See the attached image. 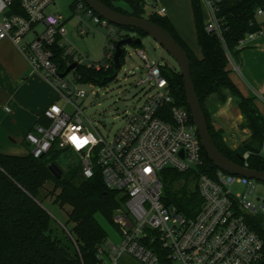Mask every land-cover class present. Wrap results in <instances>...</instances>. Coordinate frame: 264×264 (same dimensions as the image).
<instances>
[{
  "label": "built area",
  "instance_id": "1",
  "mask_svg": "<svg viewBox=\"0 0 264 264\" xmlns=\"http://www.w3.org/2000/svg\"><path fill=\"white\" fill-rule=\"evenodd\" d=\"M55 1L0 0V43L12 42L32 71L65 101L63 106L54 103L46 108L27 133L29 153L41 159L52 150L70 151L78 157L85 178H92L99 169L107 188L126 197L124 208L115 215L120 242L107 240L100 247L97 256L101 263L121 264V259L129 256L141 264H262L264 241L249 221L258 216L264 220V195L258 191L257 181L218 169L214 177L203 175L198 181L203 205L197 216L189 218L166 205L164 171L186 173L202 163L203 145L191 113L176 105L162 67L150 63L139 50L147 69L146 79L139 84L150 83V89L114 138L106 140L77 105L86 92L80 89L75 70L79 66L109 70L115 65L116 27L85 4L76 5L87 21L79 30L81 35L98 26L108 29L111 39L103 47L102 60L89 62L69 46L61 16L48 12ZM199 1L208 16L206 31L221 41L232 60L224 38V19L219 14L222 5L235 0ZM158 15L165 16L166 9L161 8ZM263 15L264 10H259L257 18ZM79 19L83 22L82 15ZM262 34V29L248 33L237 49ZM55 48L64 49L68 68L73 64L77 68L67 74V70L61 71ZM69 107H73L72 112ZM73 132L90 137L80 151L69 142ZM260 156L264 160V145ZM250 157L251 152L244 153L243 167L248 168ZM237 187L242 190L235 191Z\"/></svg>",
  "mask_w": 264,
  "mask_h": 264
},
{
  "label": "trees",
  "instance_id": "2",
  "mask_svg": "<svg viewBox=\"0 0 264 264\" xmlns=\"http://www.w3.org/2000/svg\"><path fill=\"white\" fill-rule=\"evenodd\" d=\"M101 1L119 13L145 18L146 0ZM80 3L86 5L84 0H76L73 7ZM191 3L197 40L202 51L201 58L183 40L168 17L155 14L146 19L166 29L188 54L196 92L220 152L234 163L244 166L242 157L249 151L251 157L248 168L264 171V160L260 156L264 145V117L255 99L245 97L232 81L228 53L221 41L206 31L200 1L191 0ZM121 4L127 5L128 9ZM259 10H264V0H235L222 5L219 16L224 19V38L233 58L240 51L237 49L240 40L248 33L261 31L257 18ZM121 30L118 41L128 38L142 40L148 36L129 27H121ZM130 33L139 37H131ZM131 45L140 50L143 42L141 45ZM55 49L56 61L60 64L61 71L65 72L68 66L63 60L64 49ZM123 52L117 69L115 65L109 70L100 71L79 66L75 70L79 83L108 85L116 78L124 63V47ZM165 68H162L163 75L172 89L176 105L190 112L180 70L170 69L168 66ZM228 96L237 101L244 116L242 127L251 131L250 139L236 150L228 148L220 133L214 130L207 108L210 100L224 103ZM73 154L70 151L52 150L45 157L35 159L30 153L17 156L0 152V264H102L97 255L109 234L97 216H102L118 231L115 215L124 208L126 197L107 188L99 169L89 179L82 176L80 162L64 171L59 165L60 159ZM54 164L63 172L61 179L55 178L50 171V166ZM217 171L218 168L209 159L204 148L202 163L197 169L186 173L164 171L165 204L174 206L178 212L189 218H194L203 205L198 181L203 175L214 177ZM49 186L52 188H48ZM46 202L66 214L64 229H61L63 235L54 229L57 221L46 209ZM249 221L264 241V220L258 216L250 218Z\"/></svg>",
  "mask_w": 264,
  "mask_h": 264
},
{
  "label": "rangeland",
  "instance_id": "3",
  "mask_svg": "<svg viewBox=\"0 0 264 264\" xmlns=\"http://www.w3.org/2000/svg\"><path fill=\"white\" fill-rule=\"evenodd\" d=\"M76 0H56L48 8V12L59 14L63 20L64 28L67 29L69 46L73 47L79 54L86 57L89 62H99L102 60V50L106 43L110 42L109 31L106 28L95 26L92 31L81 35L79 30L85 27L86 16L78 13L73 3ZM128 9V6L121 4ZM161 8H165L167 16H173L181 35L187 40L190 48L201 58L202 51L198 44L196 24L193 16L191 0H146L145 18L158 14ZM203 20L207 22L208 16L205 8L202 6ZM82 15L83 22L79 19ZM264 19V15L260 17ZM117 38L120 39L121 27L116 26ZM131 37H139L130 33ZM108 37V40H107ZM143 46L140 51L145 52L147 59L153 65L161 66L163 69L167 64L170 69H179L178 63L161 47L155 40L149 36L142 38ZM125 59L116 78L106 86L81 84L80 89L86 92V97L78 101L77 105L84 112L86 117L91 120L94 126L99 130L106 140H112L119 129L123 126L126 116L135 112L145 101L150 89V83L140 85L141 80L146 79V63L140 58L139 49L131 44L124 46ZM166 69V68H165ZM76 101V99H74ZM64 100L59 99L58 104L63 106ZM73 111V107L67 109ZM21 154H27L24 149ZM79 163L76 155H66L61 158L59 165L64 171L75 167ZM82 176L85 178L84 174ZM48 188H52L49 186ZM258 191L264 195V184L257 182ZM242 188H235V191H241ZM46 209L56 219L54 229L60 235L61 229H64L66 214H63L56 206L50 202L45 203ZM100 224L109 234L108 241L113 244H119L120 236L117 229L110 223L97 216ZM121 264H141L137 260L124 256Z\"/></svg>",
  "mask_w": 264,
  "mask_h": 264
},
{
  "label": "crops",
  "instance_id": "4",
  "mask_svg": "<svg viewBox=\"0 0 264 264\" xmlns=\"http://www.w3.org/2000/svg\"><path fill=\"white\" fill-rule=\"evenodd\" d=\"M181 35L173 16H167ZM263 34L250 41L230 60V77L240 92L253 97L264 117V19L258 18ZM188 43V42H187ZM189 45V44H188ZM60 99L58 92L39 74L9 40L0 43V152L26 156V135L39 121L42 112ZM207 108L211 124L224 144L236 150L251 137L243 128L244 116L237 101L228 96L224 103L210 100ZM27 154H21L23 150Z\"/></svg>",
  "mask_w": 264,
  "mask_h": 264
},
{
  "label": "water",
  "instance_id": "5",
  "mask_svg": "<svg viewBox=\"0 0 264 264\" xmlns=\"http://www.w3.org/2000/svg\"><path fill=\"white\" fill-rule=\"evenodd\" d=\"M84 1L90 9L97 13L101 18L107 20L109 23L119 27H129L142 31L165 49V51L179 65V70L184 80L187 104L189 106L196 130L198 131V134L200 136L203 148L205 149V152L209 159L218 169L223 170L228 174L241 176L250 180H256L257 182L264 183V171H256L240 166L224 156L217 148L209 129L207 117L196 92L191 73L190 58L186 51L182 48V46L175 40V38L166 29L155 24L149 19L137 18L134 16L119 13L106 6L101 0ZM132 43H134L135 45H141L142 40H134L133 38H128L118 41L116 46V53L114 55V63L116 69L120 66V60L124 54L123 47ZM167 66L168 65L166 64L165 67ZM76 68L77 64L71 65L67 69L65 74ZM50 171L55 178H62L63 172L57 165H51ZM262 264H264V261Z\"/></svg>",
  "mask_w": 264,
  "mask_h": 264
},
{
  "label": "clouds",
  "instance_id": "6",
  "mask_svg": "<svg viewBox=\"0 0 264 264\" xmlns=\"http://www.w3.org/2000/svg\"><path fill=\"white\" fill-rule=\"evenodd\" d=\"M56 111H59V109H54ZM89 136L80 137L76 135L75 132L71 136L68 137L69 142L72 144L73 148L76 151H80L85 145L89 143Z\"/></svg>",
  "mask_w": 264,
  "mask_h": 264
},
{
  "label": "snow or ice",
  "instance_id": "7",
  "mask_svg": "<svg viewBox=\"0 0 264 264\" xmlns=\"http://www.w3.org/2000/svg\"><path fill=\"white\" fill-rule=\"evenodd\" d=\"M146 171H149V169H146Z\"/></svg>",
  "mask_w": 264,
  "mask_h": 264
}]
</instances>
